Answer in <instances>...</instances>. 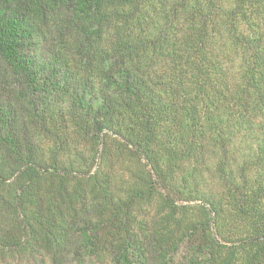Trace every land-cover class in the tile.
Returning <instances> with one entry per match:
<instances>
[{"label":"trees","instance_id":"obj_1","mask_svg":"<svg viewBox=\"0 0 264 264\" xmlns=\"http://www.w3.org/2000/svg\"><path fill=\"white\" fill-rule=\"evenodd\" d=\"M0 264H264V0H0Z\"/></svg>","mask_w":264,"mask_h":264}]
</instances>
